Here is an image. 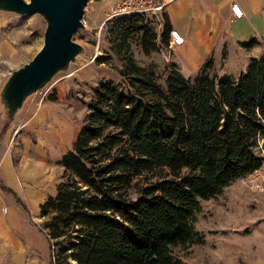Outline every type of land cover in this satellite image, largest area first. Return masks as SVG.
<instances>
[{"label": "trees", "instance_id": "16d2710c", "mask_svg": "<svg viewBox=\"0 0 264 264\" xmlns=\"http://www.w3.org/2000/svg\"><path fill=\"white\" fill-rule=\"evenodd\" d=\"M162 15L160 34L144 12L105 22L121 79L93 86L57 191L40 204L50 264H188L174 248L204 241L201 199L263 163L264 52L238 75L212 56L188 76L171 60L162 83L133 54L134 42L145 53L168 45Z\"/></svg>", "mask_w": 264, "mask_h": 264}, {"label": "rangeland", "instance_id": "374dc122", "mask_svg": "<svg viewBox=\"0 0 264 264\" xmlns=\"http://www.w3.org/2000/svg\"><path fill=\"white\" fill-rule=\"evenodd\" d=\"M117 2L89 0L82 18L84 25L74 34L81 46L80 53L43 86L30 92L10 118L0 102V115L9 127L6 132L10 133L8 144L15 167L44 158L54 180H59L63 172L59 157L76 138L86 112L85 101L93 86L103 80L121 79L122 62L110 49L105 26ZM163 9L164 5L157 15L148 13L159 34ZM46 24L40 13L18 14L0 8V89L12 71L27 62L40 47ZM173 48L162 45L159 50L145 53L134 42L133 54L139 64L153 65L158 80L163 83L166 64L174 60ZM98 57L105 60L99 61ZM219 64L221 61L215 67L217 71ZM262 190L240 178L217 196L201 199L195 227L203 233L204 241L177 246L175 253L188 264H264V238L257 228L258 223L262 226L264 222L260 219L255 222L261 211L257 210L254 195ZM45 264H50L47 259Z\"/></svg>", "mask_w": 264, "mask_h": 264}, {"label": "crops", "instance_id": "0c3cea01", "mask_svg": "<svg viewBox=\"0 0 264 264\" xmlns=\"http://www.w3.org/2000/svg\"><path fill=\"white\" fill-rule=\"evenodd\" d=\"M233 1L244 9L240 18H233ZM263 8L264 0H165L161 30L165 12L171 28L184 34L185 41L173 48V58L183 74H196L212 56L215 67L221 61L220 73L238 75L246 69L247 59L264 52ZM250 37H256L258 43L250 48L243 46L242 41ZM7 128L0 115V135L4 132L0 137V264H45L46 259L50 263L51 240L42 227L40 204L56 193L60 178L54 180L44 158L15 167ZM260 140L264 148V137ZM254 195L261 211L255 222H264V190ZM263 225L258 223L257 228L264 238Z\"/></svg>", "mask_w": 264, "mask_h": 264}, {"label": "water", "instance_id": "95a60500", "mask_svg": "<svg viewBox=\"0 0 264 264\" xmlns=\"http://www.w3.org/2000/svg\"><path fill=\"white\" fill-rule=\"evenodd\" d=\"M89 0H0V8L18 14L40 13L47 24L42 43L33 56L12 71L0 89V102L10 116L25 97L66 68L81 51L74 39L83 27L82 18Z\"/></svg>", "mask_w": 264, "mask_h": 264}, {"label": "built area", "instance_id": "2783aa9c", "mask_svg": "<svg viewBox=\"0 0 264 264\" xmlns=\"http://www.w3.org/2000/svg\"><path fill=\"white\" fill-rule=\"evenodd\" d=\"M163 2H157V0H118L117 6L112 14L114 15H122V14H132L136 12H144V13H152L157 15L158 10L163 7ZM231 11L233 18H240L244 15V9L238 1H233L231 4ZM264 14V8L262 9ZM160 22V20H159ZM161 23V22H160ZM185 41L184 34L177 28H171L169 31V40L168 46L173 48L177 45L182 44ZM260 146L262 148L261 140ZM262 152L264 154V148H262ZM244 180H247L251 183L256 189L264 188V160L262 165L249 173L245 177ZM2 210L5 211L6 207L3 206Z\"/></svg>", "mask_w": 264, "mask_h": 264}]
</instances>
